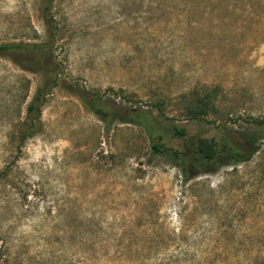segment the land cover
<instances>
[{
    "label": "rangeland",
    "instance_id": "1",
    "mask_svg": "<svg viewBox=\"0 0 264 264\" xmlns=\"http://www.w3.org/2000/svg\"><path fill=\"white\" fill-rule=\"evenodd\" d=\"M45 10L0 0V44L44 45L0 54V264H264V0Z\"/></svg>",
    "mask_w": 264,
    "mask_h": 264
},
{
    "label": "trees",
    "instance_id": "2",
    "mask_svg": "<svg viewBox=\"0 0 264 264\" xmlns=\"http://www.w3.org/2000/svg\"><path fill=\"white\" fill-rule=\"evenodd\" d=\"M55 0H46V12L51 13V9H52V4ZM44 45L42 44H35L32 46L29 45H24V44H0V54H4L7 52H10L11 50H20V49H25V50H31V49H41L43 48ZM31 65H33L34 67L37 68V70L39 72H41L46 78L47 81L45 83L44 86H42L37 93L35 94L34 98L32 99V101L29 103L28 105V109H27V120L23 123L20 124V128L18 130V134L20 136L21 139V144H23L28 138H30L33 134H35L38 131V126L37 123L38 122L40 124V118H41V106L44 105L45 100H46V96L48 95V91L46 90V87L49 85L50 82H53V86H55L57 84V79H49V74L52 72L49 65H45L43 63H41L38 60H32L31 62H29ZM208 107H209V102H204L203 101V105L200 109L198 110H194L193 112V117L194 118H202L204 115H206L208 113ZM133 122H135V120H132ZM177 135H184L183 131H179L177 130L176 132ZM215 145L216 142L214 140L208 141V140H201L200 141V151L203 152L205 154V156L209 159V160H213L216 155V149H215ZM152 148L154 150L155 153H159V154H166L169 151H172L174 156L179 157L180 156V152L173 150L169 147H167L165 144L160 143V142H155L152 145ZM241 156V158L245 155H239Z\"/></svg>",
    "mask_w": 264,
    "mask_h": 264
}]
</instances>
